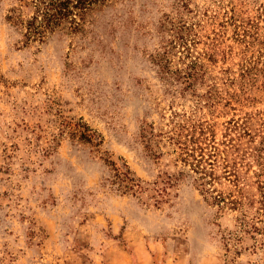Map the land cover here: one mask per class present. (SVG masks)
Listing matches in <instances>:
<instances>
[{
  "label": "rangeland",
  "instance_id": "rangeland-1",
  "mask_svg": "<svg viewBox=\"0 0 264 264\" xmlns=\"http://www.w3.org/2000/svg\"><path fill=\"white\" fill-rule=\"evenodd\" d=\"M13 13L0 0V264H264V0H104L43 41Z\"/></svg>",
  "mask_w": 264,
  "mask_h": 264
},
{
  "label": "trees",
  "instance_id": "trees-1",
  "mask_svg": "<svg viewBox=\"0 0 264 264\" xmlns=\"http://www.w3.org/2000/svg\"><path fill=\"white\" fill-rule=\"evenodd\" d=\"M104 0H22V5L29 9L28 18L23 20L19 15L13 13L9 16L12 21H19L25 30L24 36L26 41H43L48 34L55 30H69L70 32L79 31L89 11ZM14 10V9H13ZM12 10V12H14ZM17 9H15L16 11ZM172 41L169 47H165L162 52H157L153 57V61L159 66L163 72H172L169 70L170 50L174 47ZM196 65V61L192 60L190 69ZM192 76L191 73L187 77ZM79 139L85 140L93 145L98 144V135L88 128L79 130ZM145 136V134H142ZM141 135V136H142ZM186 149V150H184ZM193 149V148H192ZM186 154L192 156L188 147L182 148ZM107 164L114 170L115 178L111 183L116 184V190H133L140 191L141 180L134 176L127 164L123 163L120 168L113 160L105 159Z\"/></svg>",
  "mask_w": 264,
  "mask_h": 264
}]
</instances>
